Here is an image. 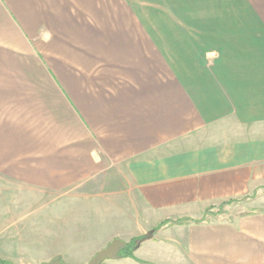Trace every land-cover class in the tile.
Instances as JSON below:
<instances>
[{"label":"crops","instance_id":"crops-1","mask_svg":"<svg viewBox=\"0 0 264 264\" xmlns=\"http://www.w3.org/2000/svg\"><path fill=\"white\" fill-rule=\"evenodd\" d=\"M22 206L151 237L103 264H264V0H0V208Z\"/></svg>","mask_w":264,"mask_h":264},{"label":"rangeland","instance_id":"rangeland-1","mask_svg":"<svg viewBox=\"0 0 264 264\" xmlns=\"http://www.w3.org/2000/svg\"><path fill=\"white\" fill-rule=\"evenodd\" d=\"M225 126L223 131L234 129V123ZM9 197L25 202L38 199L37 193L11 192ZM226 206L221 208L222 214L228 212ZM61 210L47 208L42 216L38 207L0 208V254L12 264H41L55 258L64 264H87L107 245L91 238L86 221L76 226L69 216H57ZM176 235L172 231L171 236Z\"/></svg>","mask_w":264,"mask_h":264},{"label":"trees","instance_id":"trees-1","mask_svg":"<svg viewBox=\"0 0 264 264\" xmlns=\"http://www.w3.org/2000/svg\"><path fill=\"white\" fill-rule=\"evenodd\" d=\"M231 203H232L231 201L223 203L222 205L217 207L216 212L213 211L215 207L207 208L203 213V217L201 219H198V220L188 219V218L178 219V220H165V221L161 222L154 229V231H160L169 225H180V224H184V223L204 224V223L208 222V218H207L208 216H218V215L222 214L221 208H223L225 205H229ZM150 239H151V237L149 235H140V236L132 238L128 243H125V247L121 250V252L119 254L120 258L121 259H134V252L140 248L142 243H144ZM0 264H12V263L0 258Z\"/></svg>","mask_w":264,"mask_h":264},{"label":"water","instance_id":"water-1","mask_svg":"<svg viewBox=\"0 0 264 264\" xmlns=\"http://www.w3.org/2000/svg\"><path fill=\"white\" fill-rule=\"evenodd\" d=\"M125 247V243L115 239L109 243L105 249L100 250L87 264H103L108 260H118L120 252ZM41 264H64L59 258Z\"/></svg>","mask_w":264,"mask_h":264}]
</instances>
